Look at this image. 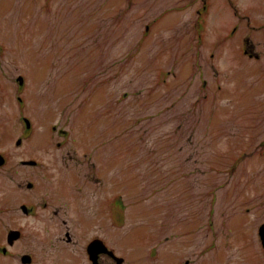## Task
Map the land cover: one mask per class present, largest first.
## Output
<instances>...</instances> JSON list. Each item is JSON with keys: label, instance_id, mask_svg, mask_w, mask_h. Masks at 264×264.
I'll list each match as a JSON object with an SVG mask.
<instances>
[{"label": "rangeland", "instance_id": "1", "mask_svg": "<svg viewBox=\"0 0 264 264\" xmlns=\"http://www.w3.org/2000/svg\"><path fill=\"white\" fill-rule=\"evenodd\" d=\"M234 1L260 31H235ZM203 2L0 0V226L36 264H90L99 234L130 264H264V0Z\"/></svg>", "mask_w": 264, "mask_h": 264}, {"label": "flooded vegetation", "instance_id": "2", "mask_svg": "<svg viewBox=\"0 0 264 264\" xmlns=\"http://www.w3.org/2000/svg\"><path fill=\"white\" fill-rule=\"evenodd\" d=\"M244 3L247 5V4L251 3V0H244ZM232 9H233V12L235 13V15L241 21V22H238L237 25H235V31L242 29L243 26H246V33L250 34V35H251V33L254 35L255 32L260 31L261 27L253 24L249 18L242 15L240 8L237 6L235 1L232 2ZM262 19H264V14H262ZM247 29H248V31H247ZM243 52L248 57H250L251 59H256V60L260 59V55L257 52H255L253 50V48L251 47V43H250V40L248 37H244ZM70 159L74 160L73 151L68 150L67 154H64V156L62 155L61 161H63L64 163H67ZM23 161H24V159L21 160V163L24 166H28V167H32V168L39 167V168H42L43 170H49L50 169V167L47 164H45L44 162H42V163L38 162L35 164H26ZM70 165H71V168L79 166V164H76L73 161H72V163H70ZM59 179H62L63 183H66L67 180H72V184H76L77 180H78V174L71 172L68 175H65ZM59 179H58V181H59ZM75 189H78V188L75 187ZM57 190L59 191V188H57ZM67 190L68 189H66V188L64 190H62L61 195L62 196L69 195V192H67ZM53 195H57L55 190H53ZM64 197L69 198L68 196H64ZM65 224H66V220H64V225ZM11 229L12 228L4 230L0 226V264H36V263H38V257H37L38 252L37 251H34L33 249H31V250L27 249L26 251H21L22 249H20V248H22V246H24V244L21 242V240H23L22 238H26V237H28V235L23 233V234H21V236L14 237V236L10 235V233H9V231ZM4 232H6V233H4ZM66 232H68V231L66 230ZM96 237H99V236H93L91 239H89L85 243L84 247L82 248L85 257L90 262V264H93V262L90 258L89 252H88L89 251L88 245H89L90 241ZM61 241L64 242L66 245H69V244H72L75 242V240L72 236L70 239H67L66 237L61 236ZM169 255L162 258V261L164 263H166V264H180L179 261H176V258L173 254H169ZM70 260L73 263L78 262V260L76 259V256H73L72 254H70ZM39 262L41 264H43V260H40ZM115 262H116L115 259L106 252H101L98 254L97 264H115ZM130 263L131 262H128V261L126 262V264H130ZM185 264H190V263L187 260L185 262Z\"/></svg>", "mask_w": 264, "mask_h": 264}, {"label": "water", "instance_id": "3", "mask_svg": "<svg viewBox=\"0 0 264 264\" xmlns=\"http://www.w3.org/2000/svg\"><path fill=\"white\" fill-rule=\"evenodd\" d=\"M21 82H22V79H21ZM5 162V159H4V157L2 156V155H0V164H3ZM29 186H31L30 184H29ZM13 233H18V232H13ZM260 235H261V238H262V240H263V243H264V224L260 227ZM95 244H101V242H93L92 243V245L91 246H93V245H95ZM98 250H100L99 248H98ZM94 260V259H93ZM96 261V260H95ZM122 261V259H119L118 260V263H120Z\"/></svg>", "mask_w": 264, "mask_h": 264}]
</instances>
